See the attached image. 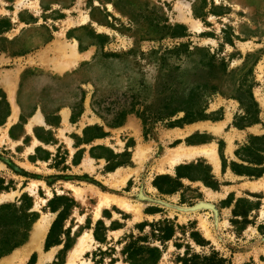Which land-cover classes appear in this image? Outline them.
I'll list each match as a JSON object with an SVG mask.
<instances>
[{"label":"rangeland","instance_id":"374dc122","mask_svg":"<svg viewBox=\"0 0 264 264\" xmlns=\"http://www.w3.org/2000/svg\"><path fill=\"white\" fill-rule=\"evenodd\" d=\"M0 20V28H9L3 36L12 41L0 55V76L25 63L12 55L21 49L42 53L52 39L73 44L77 37L89 47L75 74L57 80L43 69L27 80L29 94L51 109L75 105L81 89L86 92L80 120L55 131L51 160L30 162L28 148L0 142V204L19 203L24 194L32 198L40 216L27 242L39 221L49 222L41 247L24 264L34 254V264H129L124 249L132 241L158 247L157 264H264V174L241 176L230 168L249 136L264 135V0H0ZM92 31L107 38H93ZM171 32L188 35L172 38ZM92 40L120 57L94 59ZM179 46L193 54L166 75L170 64L180 62L175 53L162 58ZM45 50L40 66L60 59L54 46ZM212 57L214 65L207 67ZM166 84L198 87L209 97V119L168 127L166 121L144 125L131 113L112 128L92 109L96 95V107L105 113L134 103L149 115ZM95 125H104L106 135L82 142L84 129ZM203 149L213 157L178 156ZM199 161L210 166L216 187L183 178L179 191L165 194L154 185L157 176L175 177L179 166ZM239 198L259 203L247 221L233 215ZM164 219L175 230L164 242L148 234V225L139 230ZM56 220L54 243L46 249Z\"/></svg>","mask_w":264,"mask_h":264},{"label":"trees","instance_id":"16d2710c","mask_svg":"<svg viewBox=\"0 0 264 264\" xmlns=\"http://www.w3.org/2000/svg\"><path fill=\"white\" fill-rule=\"evenodd\" d=\"M8 26L9 24H7L6 27ZM8 29L9 28H0V55L2 53H7L8 48L6 45L8 43L11 44L12 42L11 40L3 36L4 32ZM182 29L187 31L185 28ZM92 33L93 38H97L99 40L107 38L105 34H100L95 31H92ZM187 35V32L170 33V37L172 38L185 37ZM77 39L79 40L80 50L86 49L85 46H83L81 38L77 37ZM101 44H103L101 41L97 43L93 41L90 44L97 45L98 48L94 59L98 58V55H102L104 57H120V54L117 53H104L103 49L101 48ZM180 46L185 47L187 50L185 44H180ZM180 46L175 48L173 51L168 50L167 52H165L166 55L162 58L165 60L167 59L168 54L175 53L180 62V64H177L175 62L170 64L169 68H166V70L169 69V71L166 72V75H169L170 73L171 76L172 71L175 69L181 70V63L186 60L188 56L193 54V52L190 51L189 54L185 55L184 52H182L183 50L180 49ZM29 52H31V50L21 49L19 50V52H15L12 55L20 56L25 55ZM88 63L89 62H85L82 65ZM212 65H214L213 57L210 61V64L207 63V67ZM76 72L77 70L66 73L63 76H54V78H56L57 80H62L68 76L75 74ZM181 75L182 74H180V76ZM81 91L82 92L79 96L78 102L75 105H70L72 109V122H76L82 115L84 110L83 103L85 101L86 92L84 89H81ZM161 95L162 97L160 98L161 100L159 106L156 109L150 110L149 115H146V112L144 110L141 111L139 109H136L134 103L123 105L113 112L105 113L103 110H99L96 107V95L93 97L92 109L104 121L105 126L112 128L122 125L126 116L131 113H135L139 118H141L144 125H146L148 121H166L168 127H177L184 124L193 123L195 121L209 119V114L206 112L207 106L205 104L209 97H205L200 94V91H198V87L193 86L191 88H182L181 90H179L177 89V87L175 88L170 84H166L161 92ZM181 113L183 115L179 117ZM4 115H6V112H4ZM174 117H176V119H173ZM104 125L86 127L84 129L85 138H82V142L90 143L96 138H103L106 135ZM91 131L95 133L90 135L89 133ZM236 156L239 161H232L230 164V168L235 174L250 177L262 176L264 174V135L249 136L247 143L241 146L236 151ZM225 163L226 162H224V166H227ZM183 178H187L191 181H202L204 184L211 187L217 186V180L212 174L210 166L200 161L179 166L177 168V175L175 177L171 175L157 176L154 181V185L161 193L170 194L179 191L184 186L182 182ZM55 200L56 198L50 200V206ZM257 208H259L258 202L254 203L249 201L247 198H239L237 199L235 207L233 209V215L235 217L239 216L243 218L244 221H247L249 213ZM51 209L53 211L57 210L52 206ZM39 216V212L33 209L32 198L27 194H24L21 197L19 203L8 202L0 204V259L10 254L13 250L22 246L28 241L33 225L38 220ZM58 222L59 220H56L51 228L49 237L46 241V249L52 246V244L54 243L53 236ZM101 225H103V223L99 221L95 230V235L97 238H99V236L97 235V230ZM147 225L150 227V231L148 232V234L155 238H158L161 242H164L174 235L175 230L173 221L171 220L164 219L152 224L143 223L140 226V232H144ZM142 238L146 237L140 236L139 239ZM144 249L148 251L149 256H138L139 252L143 251ZM124 252L127 255L129 264H157V260L161 256V250L158 247L144 248L142 246H138L137 241L130 242L129 245L125 247ZM35 261L36 255L34 254L28 264H34Z\"/></svg>","mask_w":264,"mask_h":264},{"label":"crops","instance_id":"0c3cea01","mask_svg":"<svg viewBox=\"0 0 264 264\" xmlns=\"http://www.w3.org/2000/svg\"><path fill=\"white\" fill-rule=\"evenodd\" d=\"M75 42L69 44L52 39L46 47L41 48L42 53L29 52L20 55L19 58L23 57L25 63L5 68L0 76V142L9 140L17 146L22 145L28 148L29 152L26 159L30 162L51 160L53 153L50 148L57 146L55 131L68 123L76 124L86 111L85 97L82 115L76 122H72V109L69 104L61 103L52 109L48 108L39 95L33 98L32 94H29L31 90L27 84L28 79L35 74L40 75L41 71L44 70L53 74V77L63 76L77 70L75 68L81 61L82 55L87 53L89 47L80 50L79 41ZM53 46L60 59L51 64H44L45 67L44 65L40 66L39 56L43 55L45 49H52ZM71 52L74 53L73 59ZM37 67L42 68L38 69ZM4 112H6V115H4ZM99 139L96 138L95 140ZM38 152H42L43 156L39 157ZM29 242L15 249L9 255L2 257L0 264H24L29 252L21 254V251Z\"/></svg>","mask_w":264,"mask_h":264},{"label":"bare ground","instance_id":"6f19581e","mask_svg":"<svg viewBox=\"0 0 264 264\" xmlns=\"http://www.w3.org/2000/svg\"><path fill=\"white\" fill-rule=\"evenodd\" d=\"M73 51V50H72ZM65 53V52H64ZM72 54V59H73V52H71ZM199 153H206L208 154L209 156L213 157V153L209 150H197L191 154H187V153H180L178 154V156L181 158L182 156H185V155H193V154H199ZM49 225V222L48 220L46 219H43L42 222H38L37 225L34 227V231H33V236L30 240V242L28 243V245L25 246V248L21 251V254H23L24 252L25 253H28L30 252L31 250L33 249H36L35 246H38L41 247V240L42 238L44 237L45 233H46V230H47V227ZM68 264H72L71 262H69Z\"/></svg>","mask_w":264,"mask_h":264}]
</instances>
